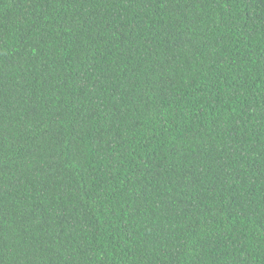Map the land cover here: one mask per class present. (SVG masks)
<instances>
[{
	"label": "trees",
	"instance_id": "trees-1",
	"mask_svg": "<svg viewBox=\"0 0 264 264\" xmlns=\"http://www.w3.org/2000/svg\"><path fill=\"white\" fill-rule=\"evenodd\" d=\"M0 264H264V0H0Z\"/></svg>",
	"mask_w": 264,
	"mask_h": 264
}]
</instances>
